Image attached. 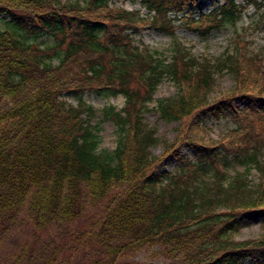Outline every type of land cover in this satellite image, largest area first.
<instances>
[{
  "label": "trees",
  "instance_id": "obj_1",
  "mask_svg": "<svg viewBox=\"0 0 264 264\" xmlns=\"http://www.w3.org/2000/svg\"><path fill=\"white\" fill-rule=\"evenodd\" d=\"M139 1L150 15L110 0H0V264H264V235L235 236L247 213L264 217V180L247 177L250 165L264 174V48L247 54L236 39L238 50L211 62L177 43L165 60L128 31L147 23L172 34L176 18L208 31L243 6ZM221 71L233 87L212 97ZM164 77L176 90L157 107L178 124L155 155L143 111ZM90 90L124 96L106 109L118 128L110 151L97 150L84 117L93 106L62 98ZM205 115L233 125L210 136ZM167 155L173 170L159 168ZM233 161L245 173L230 176Z\"/></svg>",
  "mask_w": 264,
  "mask_h": 264
},
{
  "label": "rangeland",
  "instance_id": "obj_2",
  "mask_svg": "<svg viewBox=\"0 0 264 264\" xmlns=\"http://www.w3.org/2000/svg\"><path fill=\"white\" fill-rule=\"evenodd\" d=\"M115 5H123L128 9H139L141 14L150 15L146 7L142 6L139 0H110ZM238 3L246 2V0H236ZM238 16L235 17L233 22H227L222 25H218L209 29L208 31H200L199 27L196 28L194 23H188L187 20H183L178 23L179 19H174L173 33L163 31L157 28L155 25L151 26L147 23L141 24L139 29L136 27L135 32L128 31L134 44H138L141 47H147L149 49L158 51L162 58L168 60V56L174 52L177 43H180L191 56L199 59L207 58V60H216L219 56L225 54L234 53L238 48L236 47V39L243 41V51L247 54L258 53L264 48V2L263 5L256 6L252 2L243 5ZM212 8L211 0H203L200 7L197 9L201 12H206ZM198 11L196 10V15ZM173 16L174 12L168 13ZM237 15V14H236ZM8 17L4 12H0V26H6ZM197 23H200L197 21ZM40 42H49L50 37L40 36L37 38ZM242 44V45H243ZM237 48V49H236ZM241 59V58H240ZM245 74V71L242 72ZM233 77L224 71L218 73L216 82L212 88L210 96L215 97L227 90L232 89L234 81ZM255 79L250 80V84ZM261 82V78L258 79ZM262 83V82H261ZM176 87L174 83L168 78L164 77L156 86L153 92V97L147 102V108L143 111L145 121L151 125L155 134L159 140L152 144L150 150L155 155L163 153V140H171L175 135V128L178 124L177 121H170L162 117L159 113L157 104L158 101L174 93ZM62 98L76 104L79 98H81L85 104L93 106L95 112L92 115H84V117L96 128L98 134L97 150L110 151L114 149L117 142L118 128L115 125L109 112L106 110L110 105H114L115 108H120L124 104V96L120 92L109 91H85L82 94L74 95L73 93H63ZM235 102L241 104L240 98H236ZM204 124L205 131L210 136H215L227 127L232 126L233 123L227 117H221L218 121L211 118L209 115L201 117ZM182 152L187 157L191 158V150L188 146H181ZM177 163L170 155H167L159 164V168L174 169ZM243 162L233 161L227 166L229 175H233L234 171H240L241 174L245 173L243 169ZM249 173L248 179L252 184L256 183L259 178L263 181L264 174L258 173V171L248 166ZM264 235V217L259 215L256 211H251L241 218L240 227L235 232V236L239 239H245L248 237H258ZM139 258H147L144 251L137 254ZM244 264H252L250 259H246Z\"/></svg>",
  "mask_w": 264,
  "mask_h": 264
}]
</instances>
